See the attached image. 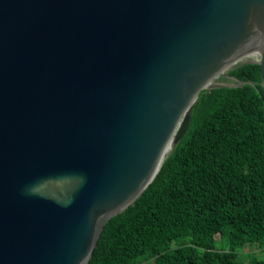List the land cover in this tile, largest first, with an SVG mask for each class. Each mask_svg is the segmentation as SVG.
<instances>
[{"label":"water","instance_id":"95a60500","mask_svg":"<svg viewBox=\"0 0 264 264\" xmlns=\"http://www.w3.org/2000/svg\"><path fill=\"white\" fill-rule=\"evenodd\" d=\"M249 62L264 89V0H0V264H88Z\"/></svg>","mask_w":264,"mask_h":264},{"label":"trees","instance_id":"16d2710c","mask_svg":"<svg viewBox=\"0 0 264 264\" xmlns=\"http://www.w3.org/2000/svg\"><path fill=\"white\" fill-rule=\"evenodd\" d=\"M227 73L218 80L243 84L199 91L185 134L133 203L106 221L88 264H247L234 247L264 244L260 65ZM215 234L229 250L215 248Z\"/></svg>","mask_w":264,"mask_h":264},{"label":"rangeland","instance_id":"374dc122","mask_svg":"<svg viewBox=\"0 0 264 264\" xmlns=\"http://www.w3.org/2000/svg\"><path fill=\"white\" fill-rule=\"evenodd\" d=\"M214 246L223 250L230 249V244L226 237L219 236V234H215ZM233 251L238 259L245 261L247 264H254L258 260H264V244L261 245L259 242H247L240 247H234Z\"/></svg>","mask_w":264,"mask_h":264}]
</instances>
